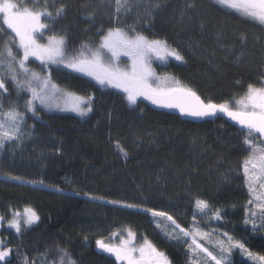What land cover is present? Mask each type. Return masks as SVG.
Wrapping results in <instances>:
<instances>
[{
	"label": "trees",
	"instance_id": "trees-1",
	"mask_svg": "<svg viewBox=\"0 0 264 264\" xmlns=\"http://www.w3.org/2000/svg\"><path fill=\"white\" fill-rule=\"evenodd\" d=\"M53 13L46 35H62L72 48L96 45L100 32L135 28L146 37L166 41L182 61L155 64L172 74L208 103L221 104L243 95L248 85L264 82V25L215 3V0H129L131 11L117 23L115 0H12ZM64 8L57 17L56 10ZM45 19V18H42ZM0 52L14 35L0 15ZM45 35V36H46ZM28 66L53 83L91 95L85 117L25 109L30 93L20 100L6 84L5 104L24 113L31 132L22 144L0 157V217L31 207L40 219L3 242L11 252L0 264H54L61 250L74 264H120L97 246L119 229H130L165 253L171 264H182L180 246L163 237L150 213L165 211L182 227L228 232L255 255L264 256V230L244 223L248 196L242 173L251 152L246 130L225 114L198 122L184 120L138 99L130 105L119 89L100 86L91 77L29 59ZM119 142L127 158L116 148ZM41 181L43 183H41ZM59 189V191H57ZM196 199L224 214L216 221L193 219ZM115 201L117 203H109ZM124 204L135 207L126 208ZM231 264H251L239 256Z\"/></svg>",
	"mask_w": 264,
	"mask_h": 264
},
{
	"label": "snow or ice",
	"instance_id": "snow-or-ice-1",
	"mask_svg": "<svg viewBox=\"0 0 264 264\" xmlns=\"http://www.w3.org/2000/svg\"><path fill=\"white\" fill-rule=\"evenodd\" d=\"M33 3V0H28ZM137 3L140 0H136ZM215 3L238 12L253 22L264 25V0H215ZM115 15L113 19L118 23L121 13L126 15L131 11L129 0H115ZM0 13L4 14L3 24L15 34L12 42L21 55L13 52L11 44H5L4 51L0 52V71L7 68V73L19 92L30 93V98L26 100L25 109L36 115L39 109L37 102L42 107L51 110L53 100H63L61 106L57 103L55 107L60 111H72L81 117L92 111L91 97H79L72 93L61 90L58 85L52 82L51 73L41 75L33 71L28 62L30 58L40 61L44 69L50 65L57 68L68 69L71 72L81 73L94 79L100 86H108L121 90L126 94V99L130 105H136L139 98L151 101L152 104L167 109H178L181 115L204 118L216 116L223 113L232 121H235L242 129L246 130L244 143L249 146L251 156L244 162L243 171L245 181L250 194H255L258 190H264V82L260 87L248 85L244 97L236 101V107H230L228 103H205L191 88L182 85L179 81L171 78H161L157 76L152 67L153 58L165 60L172 57L176 61H182L183 56L171 48L166 41L159 39H149L135 28L129 31L120 27L109 29L106 33L100 32V42L96 47L87 44L79 48L69 47L65 37L48 36L46 44L39 43L38 40L46 35L48 28L47 20L53 18V13L47 10L46 4L41 10V6L35 4L32 9L27 6H19L12 0H3L0 3ZM64 13V8L56 10L57 17ZM45 18V19H42ZM0 31H3L0 28ZM164 53L161 55V53ZM127 56L131 60L130 69L121 70L119 59ZM0 97L8 90L5 87L3 75H0ZM68 101H72L71 104ZM25 124L24 113L15 106L9 105L5 109L0 104V149L6 143L20 139L22 125ZM255 134H259L257 137ZM260 140L261 143L256 141ZM116 148L127 158V151L121 147L119 142ZM19 180L18 177H10ZM41 183H43L41 181ZM59 191V189H57ZM255 201H264V192L254 195V199L249 200V204ZM109 203H117L109 201ZM257 207L264 210V204H257ZM123 207H136L132 204H124ZM152 217H159L170 222V226L164 227L161 221H155L158 228L164 232L169 239L187 240L193 255L197 252L203 253L206 258L214 264H228L232 248H239L252 258L255 264H264V256H254L244 245V243L234 239L228 232L222 233V239L216 241L219 251L214 252L199 243L196 235L201 239L209 236L208 232L194 226L193 230H188L176 222L173 216L165 211L143 208ZM224 214L219 209L212 208L203 199H196L193 219L197 217L208 218L220 221ZM0 217V222H3ZM40 217L31 207L24 209L23 217L20 212H15L9 220L8 227L20 233L22 228L31 227L39 221ZM245 224L251 225V231L264 230V213L258 216L256 212L249 211L246 214ZM115 235V234H114ZM127 239L121 238L118 246L106 244L103 240H97V246L104 252L115 256L116 260L122 264H170L169 259L151 241L144 239L139 245L135 243L136 234L130 229L127 231ZM227 245V246H225ZM11 252L10 248L3 247L0 242V262L6 261ZM138 254V255H135ZM59 261L54 264H74L66 251L61 250ZM25 264H34L26 261ZM47 264V259L45 261Z\"/></svg>",
	"mask_w": 264,
	"mask_h": 264
},
{
	"label": "rangeland",
	"instance_id": "rangeland-1",
	"mask_svg": "<svg viewBox=\"0 0 264 264\" xmlns=\"http://www.w3.org/2000/svg\"><path fill=\"white\" fill-rule=\"evenodd\" d=\"M3 0H0V3H2ZM13 2V1H12ZM1 15V18L3 20L4 18V14L3 13H0ZM108 31V30H107ZM106 31V32H107ZM105 32V33H106ZM15 37V34L12 33ZM48 36L50 35H46L42 38H40L38 40L39 43H42V44H46L48 42ZM55 36H62V35H55ZM64 37V36H63ZM149 38V37H148ZM149 39H152V38H149ZM100 42V40H99ZM99 42L94 45V46H91V47H96L99 45ZM17 49V48H16ZM17 55H21L22 53L19 52V50L17 49ZM164 53L162 52L161 55H163ZM32 60H35L37 62H40L38 60H36L35 58H30ZM168 60H175L174 58L172 57H167L165 60H158V59H155L153 58L152 60V67L154 68L157 76L161 77V78H171V79H174L176 81H178L176 79L175 76H173L172 74L168 73V72H164V71H158V69L156 68L155 64H162L163 62L165 61H168ZM30 67V66H29ZM119 67L121 70H124V69H130L131 67V60L129 57L127 56H121L120 59H119ZM31 68V67H30ZM33 71L37 72V73H40L39 71L37 70H34L33 68H31ZM0 75H3L4 77V80H5V85L6 84H9L10 88H11V92L12 94H14V96L16 97V101H19L20 100V96L22 95L21 93H19L18 89L16 88V86L14 85V83L11 81L8 73H7V68L5 67L3 69V71H0ZM182 84V83H181ZM58 85V84H56ZM184 85V84H182ZM186 86V85H184ZM58 87L63 90L64 92H67V93H72L76 96H79V97H84V98H87V97H91V95H84V94H81V93H78V92H75L73 90H70V89H67L63 86H60L58 85ZM3 90H0V92H2ZM247 92V90H246ZM245 92V93H246ZM21 95H19V94ZM25 93V92H23ZM245 93L235 99H232L231 101H227V102H223V103H228L230 107H233L235 108L236 107V101L241 99L242 97H244ZM57 103H60L61 106L64 104V101L63 100H60V101H57V100H53L52 101V104H53V107L51 108V110L47 107H42L39 105V102H37L36 105H39L43 110H45L46 112H58V113H71V114H75L77 115L75 112H72V111H60L58 110L55 105ZM69 104L72 103V101H68ZM0 104H3L5 109L8 108V103L5 104L4 102V99L3 97H0ZM89 114V113H88ZM87 114V115H88ZM86 115V116H87ZM77 116H80V115H77ZM81 117V116H80ZM85 117V116H83ZM24 121H25V116H24ZM30 132H31V127H28L26 126V123L24 125H22V132L20 134V139L19 140H16V141H12V142H9V143H6V146L3 148V149H0V157L1 155L5 152V151H11L13 150L15 147L19 146L20 144H22L23 140H26L29 135H30ZM257 137L259 136V134H255ZM258 144L261 143L260 140H257L256 141ZM251 156V154L249 155V157ZM249 157L247 159H249ZM246 159V160H247ZM245 160V161H246ZM244 161V162H245ZM244 165V163H243ZM242 173H243V177H244V171H243V166H242ZM0 178H6V179H10V176H7L5 174H1L0 173ZM13 180V179H12ZM20 180V179H19ZM244 181H245V177H244ZM245 188H246V192H247V196H248V199H247V202L245 204V219H246V214L249 213V211H254L257 213L258 216L262 215V213H264V210H262L261 208L257 207L256 205L257 204H264V201H255L253 204H249V200L250 199H254V195H260L261 192H264V190H258L255 194H250L249 193V190H248V187H247V184H246V181H245ZM27 208V207H25ZM21 209L19 211H16V212H20L21 213V218L23 217V212H24V209ZM136 208V207H135ZM15 212H13L11 214V216L9 218H4L3 219V222H0V240H3V241H7L8 239H11L13 237V233L16 235L17 232L15 231V229H11L8 227V221L12 219V216ZM151 215V214H150ZM152 217V216H151ZM153 220H154V224L156 226V229L158 230V232L163 236L165 237L167 240H171L173 242H175L178 246H180V259H181V263L182 264H214V262H212L210 259L206 258L205 255L203 253H199L197 252V255H193L192 251H190L189 247H188V244L191 243V238H188L187 240H185L184 238H181V239H169L165 236L164 232L161 230V228H158L157 227V224L155 223V221H161V224L162 226L164 227H168L170 226V222L166 221V220H162L161 218L159 217H152ZM245 219H244V223H245ZM194 227H190L188 230H193ZM129 229H119L117 232H115V235L114 237L105 242L106 244H112L113 246H118L121 242V238L123 239H127V231ZM132 232H134L133 230H131ZM203 231V230H202ZM203 232H207V231H203ZM135 233V232H134ZM209 233V236L204 238V239H201L200 238V235L197 234L196 235V239L199 243H201L202 245H204L205 247H207L209 250H213L214 252H218L219 249L218 247L216 246V241L219 240V239H222V232L221 231H218V230H211L208 232ZM136 234V241L135 243L137 245L141 244L143 242L144 239L146 238H142L139 234L135 233ZM148 240V239H147ZM227 246V245H225ZM103 251V250H102ZM104 252V251H103ZM235 252H237L239 254V256L243 257L244 259H246L247 261H249L251 264H255L254 260L252 258H250L248 256V254L244 251H242L241 249L239 248H232L231 250V253H230V256H229V261H228V264H231L232 263V257L233 255L235 254ZM107 253V252H105ZM108 255H110L111 258L113 259H116L114 255L112 254H109L107 253ZM135 255H138V254H135ZM254 256H258V255H255L253 254ZM119 262V261H118ZM120 264H122V262H119ZM171 264V263H170Z\"/></svg>",
	"mask_w": 264,
	"mask_h": 264
},
{
	"label": "water",
	"instance_id": "water-1",
	"mask_svg": "<svg viewBox=\"0 0 264 264\" xmlns=\"http://www.w3.org/2000/svg\"><path fill=\"white\" fill-rule=\"evenodd\" d=\"M193 90V89H192ZM194 91V90H193ZM197 94V93H196ZM198 95V94H197ZM199 96V95H198ZM200 97V96H199ZM201 98V97H200ZM202 100V99H201ZM206 103V102H205ZM161 108V107H159ZM165 110H167L168 112L172 113V114H175V115H178L180 116L181 118H183L184 120H187V121H190V122H198V121H201V120H204L206 118H209V117H204V118H194V117H189V116H184V115H181L179 110L178 109H167V108H163ZM211 117V116H210ZM227 117V116H226ZM228 120H230L236 127L238 128H241L240 125H238L235 121H232L229 117H227Z\"/></svg>",
	"mask_w": 264,
	"mask_h": 264
}]
</instances>
